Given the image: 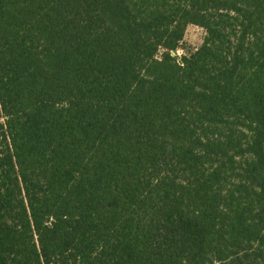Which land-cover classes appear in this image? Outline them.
I'll use <instances>...</instances> for the list:
<instances>
[{"label":"trees","instance_id":"16d2710c","mask_svg":"<svg viewBox=\"0 0 264 264\" xmlns=\"http://www.w3.org/2000/svg\"><path fill=\"white\" fill-rule=\"evenodd\" d=\"M0 264H264V0H0Z\"/></svg>","mask_w":264,"mask_h":264},{"label":"rangeland","instance_id":"374dc122","mask_svg":"<svg viewBox=\"0 0 264 264\" xmlns=\"http://www.w3.org/2000/svg\"><path fill=\"white\" fill-rule=\"evenodd\" d=\"M205 34L206 31L202 26L193 23L188 24L185 29L182 41L172 54L179 58L182 55H188L192 53L201 46ZM162 52L163 50L161 49L157 54L158 58H160Z\"/></svg>","mask_w":264,"mask_h":264}]
</instances>
